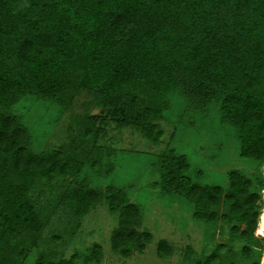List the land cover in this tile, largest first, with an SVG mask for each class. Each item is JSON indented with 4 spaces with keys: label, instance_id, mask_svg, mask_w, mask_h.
<instances>
[{
    "label": "trees",
    "instance_id": "trees-1",
    "mask_svg": "<svg viewBox=\"0 0 264 264\" xmlns=\"http://www.w3.org/2000/svg\"><path fill=\"white\" fill-rule=\"evenodd\" d=\"M176 88L189 104L218 103L238 155L264 162V0H0V264H22L29 246L37 245L44 222L31 197L35 180L66 176L80 165L73 144L30 151L28 131L10 106L27 95L69 105L85 92L106 111L102 119H88L133 126L157 144L156 122ZM92 134L85 129L82 138ZM157 165L163 191L191 202L195 221L228 226L245 242L244 257L254 256L249 264H260L259 173L252 179L229 171L224 191L192 182L186 158L172 149ZM68 196L78 219L105 197L117 212L114 252L128 256V246L141 251L151 241L149 232L136 229L140 210L121 188L108 185L103 194L83 184ZM157 248L168 249L165 241ZM100 250L94 244L87 254L76 250L51 263L55 250L47 258L39 254L34 264L99 263ZM215 255L196 264H213Z\"/></svg>",
    "mask_w": 264,
    "mask_h": 264
},
{
    "label": "rangeland",
    "instance_id": "rangeland-1",
    "mask_svg": "<svg viewBox=\"0 0 264 264\" xmlns=\"http://www.w3.org/2000/svg\"><path fill=\"white\" fill-rule=\"evenodd\" d=\"M95 102L92 95L81 92L69 105L27 95L10 106V112L28 131L30 151L39 154L68 149L73 144L70 152L80 159L75 172L35 180L31 197L44 226L37 245L29 246L22 264H34L39 254L47 258L55 250L57 255L51 263L69 258L76 250L87 254L94 244L101 248V260L91 264H196L214 251L213 264L253 261L252 255L244 257L245 242L231 235L228 226L195 221L191 202L163 191L160 186L158 157L168 149L186 158L189 164L186 174L192 182L217 185L226 191L231 170L251 178L259 173L264 182V162L258 165L238 155L233 130L221 119L218 103L192 105L179 89L169 92L168 107L156 122L162 134L157 144H151L133 126H119L107 118L104 123L88 119V116L102 119L106 112ZM85 129L96 134L83 139ZM83 184L103 194L108 185L124 190L129 201L140 210L136 229L152 236L143 250L128 246V256L112 250L110 235L117 226V212L109 210L105 197H100L81 218L73 215L68 193ZM259 194L261 214L264 189ZM259 216L256 235L264 238ZM54 236L59 240H53ZM27 238L24 237L25 244ZM160 241L167 244L165 254L158 251ZM261 251L260 264L264 260V249Z\"/></svg>",
    "mask_w": 264,
    "mask_h": 264
},
{
    "label": "bare ground",
    "instance_id": "bare-ground-1",
    "mask_svg": "<svg viewBox=\"0 0 264 264\" xmlns=\"http://www.w3.org/2000/svg\"><path fill=\"white\" fill-rule=\"evenodd\" d=\"M259 221L261 222L262 227H264V210H262L259 216Z\"/></svg>",
    "mask_w": 264,
    "mask_h": 264
}]
</instances>
